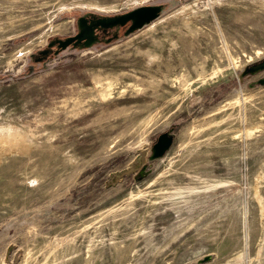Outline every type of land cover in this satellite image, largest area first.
<instances>
[{
	"label": "rangeland",
	"instance_id": "374dc122",
	"mask_svg": "<svg viewBox=\"0 0 264 264\" xmlns=\"http://www.w3.org/2000/svg\"><path fill=\"white\" fill-rule=\"evenodd\" d=\"M162 3L31 58L82 14ZM263 60L264 0H0V264H264Z\"/></svg>",
	"mask_w": 264,
	"mask_h": 264
},
{
	"label": "water",
	"instance_id": "95a60500",
	"mask_svg": "<svg viewBox=\"0 0 264 264\" xmlns=\"http://www.w3.org/2000/svg\"><path fill=\"white\" fill-rule=\"evenodd\" d=\"M169 3L162 4H151L146 6L137 7L131 11L126 13L115 15V16H101L97 21H94L91 26L85 29L83 26V22L79 23L80 32L75 37H69L65 39H57L56 41H52L49 43V46H53L55 43L58 44V51L55 52V56L59 55V50H66L69 46H73L74 49H89L92 48L97 42L96 35L94 33L95 27H103L104 29L114 28L121 26H125L128 23H131L130 27L124 32L123 37H128L137 30L144 28L150 23L154 22L158 19L161 14L165 11L166 7ZM47 50H41L38 52L39 55H45ZM35 54L31 55V58ZM49 62V61H48ZM44 65H47V63ZM264 70V60L260 63L254 64L246 69L244 75L247 74H256L260 71ZM33 71V69H32ZM31 71V72H32ZM258 83L264 85V77L258 80ZM174 144V134L170 132H166L161 134L158 137L157 142L153 145L150 156L148 157V161L152 162L161 157H163L173 146ZM147 166H144L143 173L147 174ZM209 257L201 259L198 261V264H202L204 262L209 261Z\"/></svg>",
	"mask_w": 264,
	"mask_h": 264
},
{
	"label": "flooded vegetation",
	"instance_id": "af4514ba",
	"mask_svg": "<svg viewBox=\"0 0 264 264\" xmlns=\"http://www.w3.org/2000/svg\"><path fill=\"white\" fill-rule=\"evenodd\" d=\"M100 17L101 16L96 15L94 13H85V14H82V15L78 16V18L76 20L77 31H76V33L74 35H71L69 37H75V36H77L79 34V32H80L79 23L81 22V20H82V22L84 24L83 27L85 29H87L89 26L92 25V23L94 21H97ZM130 25H131V23H128L125 26L119 27V29H117V27L108 28V29H104L101 26L95 27L94 28V33L96 35L97 42L95 43L94 46L99 45V44L110 45L111 43L119 40L123 36L124 32L130 27ZM69 37H66V38H69ZM57 39H60V38H56L54 40H51L50 42L56 41ZM58 49L59 48H58V44L57 43H55L53 46H49V44H48V47L46 49H43V50H47V53L45 55H39L38 53H36L32 57V59H33V61L36 64H44V63L50 61L51 59H53V57H55V52L58 51ZM68 49L74 50L72 45L69 46L66 50H68ZM59 51H60L59 54L61 52H63L62 50H59Z\"/></svg>",
	"mask_w": 264,
	"mask_h": 264
}]
</instances>
